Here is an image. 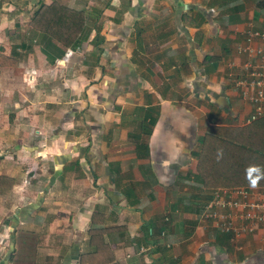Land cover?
<instances>
[{
  "label": "crops",
  "instance_id": "0c3cea01",
  "mask_svg": "<svg viewBox=\"0 0 264 264\" xmlns=\"http://www.w3.org/2000/svg\"><path fill=\"white\" fill-rule=\"evenodd\" d=\"M53 2L83 14L70 47L30 26ZM261 28L264 0H0L9 264H264V240L199 220L193 179L206 128L246 125L224 68Z\"/></svg>",
  "mask_w": 264,
  "mask_h": 264
},
{
  "label": "trees",
  "instance_id": "16d2710c",
  "mask_svg": "<svg viewBox=\"0 0 264 264\" xmlns=\"http://www.w3.org/2000/svg\"><path fill=\"white\" fill-rule=\"evenodd\" d=\"M37 22H41L43 26H37ZM82 23L81 12L69 10L53 2L40 6L35 11L30 26L66 48L76 42ZM195 158L196 174L193 179L195 185L203 190L264 188V116L242 127L206 128L199 140V150ZM90 223H93V215ZM87 233L91 245L94 234L101 231L92 228ZM101 262L98 264H102ZM81 263L80 257L79 264Z\"/></svg>",
  "mask_w": 264,
  "mask_h": 264
},
{
  "label": "built area",
  "instance_id": "2783aa9c",
  "mask_svg": "<svg viewBox=\"0 0 264 264\" xmlns=\"http://www.w3.org/2000/svg\"><path fill=\"white\" fill-rule=\"evenodd\" d=\"M236 54L244 60L227 64L224 73L232 78L233 89L251 109L244 122L248 124L264 116V28L247 30ZM199 220L209 221L213 229L234 239L257 236L264 240V188L215 189Z\"/></svg>",
  "mask_w": 264,
  "mask_h": 264
},
{
  "label": "rangeland",
  "instance_id": "374dc122",
  "mask_svg": "<svg viewBox=\"0 0 264 264\" xmlns=\"http://www.w3.org/2000/svg\"><path fill=\"white\" fill-rule=\"evenodd\" d=\"M8 218V217H7ZM1 222V221H0ZM9 223H10V220H9ZM19 232V230H16ZM15 231V232H16ZM2 232V226L0 228V233ZM10 238V237H9ZM10 243H11V240L9 239ZM3 244V245H2ZM6 243L3 241V243H0V264H9V260L11 259L12 256L8 255V250H6ZM9 248V247H8ZM7 253V254H5Z\"/></svg>",
  "mask_w": 264,
  "mask_h": 264
},
{
  "label": "clouds",
  "instance_id": "9594fccd",
  "mask_svg": "<svg viewBox=\"0 0 264 264\" xmlns=\"http://www.w3.org/2000/svg\"><path fill=\"white\" fill-rule=\"evenodd\" d=\"M254 186V185H253Z\"/></svg>",
  "mask_w": 264,
  "mask_h": 264
}]
</instances>
